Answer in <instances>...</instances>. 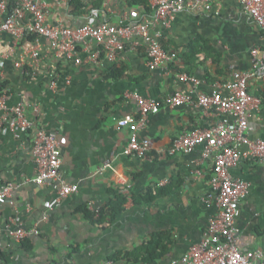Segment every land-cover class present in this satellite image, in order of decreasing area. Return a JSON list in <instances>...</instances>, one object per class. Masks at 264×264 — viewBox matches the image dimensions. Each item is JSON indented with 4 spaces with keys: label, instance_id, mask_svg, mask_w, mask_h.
<instances>
[{
    "label": "crops",
    "instance_id": "obj_1",
    "mask_svg": "<svg viewBox=\"0 0 264 264\" xmlns=\"http://www.w3.org/2000/svg\"><path fill=\"white\" fill-rule=\"evenodd\" d=\"M48 1L49 21L72 27L89 22L123 24L130 12L128 0H105L102 10L85 16L72 14L71 0ZM195 42L205 53L187 61ZM163 43L177 53V60L168 69L151 70L139 37L127 41L116 62L95 56L96 43L81 44L77 53L81 63L54 50L44 38L39 47L35 38L19 43L7 33L0 38V86L11 89L8 107L23 103L37 128L58 133L62 177L79 187L77 193L60 198L53 185L33 182L38 172L32 157L34 131L11 132L9 114L1 111L5 127L0 141V186L14 183L17 187L9 201L0 204V264H171L202 240L218 213L209 184L214 158L198 165L201 145L187 154L167 151L185 132L207 128L221 116L215 111L207 114L196 103L163 106L138 130L140 137L153 140L149 157L128 156L124 149L130 131L120 128L118 121L138 117L140 112L126 93L137 91L159 99L177 92L211 93L215 83H225L233 72L253 67L252 50L264 48V29L238 0H214L209 11L196 8L180 13ZM36 49L39 56L34 59L31 54ZM113 65L120 70L118 75L112 74ZM184 72L198 83L179 81L177 74ZM249 91L262 97L263 105L260 112L251 114L248 135L264 138V78H252ZM107 160L112 166L101 171ZM231 173L252 185L236 216L239 247L244 252H264V164L243 157ZM121 198L123 212L114 219L105 216L102 223L86 218L80 210L84 206L98 209ZM34 227L38 233L22 242L11 233ZM161 232L168 233L164 238L168 252L161 259H110L118 252H134Z\"/></svg>",
    "mask_w": 264,
    "mask_h": 264
},
{
    "label": "built area",
    "instance_id": "obj_2",
    "mask_svg": "<svg viewBox=\"0 0 264 264\" xmlns=\"http://www.w3.org/2000/svg\"><path fill=\"white\" fill-rule=\"evenodd\" d=\"M214 0H150L152 15L142 14L143 6L130 9L123 24L86 23L81 27L67 26L62 22H50L48 0H0V38L10 34L19 43L34 37L37 44L41 38L47 40L54 50L63 53L68 59L81 63L77 56L81 44L89 47L97 44L94 54H103L111 62H116L127 48V41L134 37L144 40L147 64L151 70L170 68L177 60V53L166 48L163 43L166 32L172 27L177 16L196 8L211 10ZM243 11L249 14L264 29V0H238ZM138 43L132 46L136 48ZM39 47V44H38ZM31 56L37 59L39 50ZM253 67L250 70L235 71L225 83H215L211 93L177 92L164 99L145 97L137 91L126 93L127 99L137 103L139 116H125L119 119L120 128L130 131L129 142L124 154L137 158L149 157L153 149V140L140 137L138 130L146 124L151 114L160 112L163 106L180 107L196 103L207 114L216 112L221 118L211 126L190 130L175 139L167 151L170 155L191 153L198 146H203L202 158H214L213 171L209 184L215 192L218 213L210 220L202 240L193 244L180 259L171 264H264L262 250L241 251L239 238L241 229L236 216L244 200L251 192V183L236 178L231 169L238 165L243 157L256 159L264 164V138L252 139L248 135L249 118L254 112L262 110L263 100L249 91L252 78H264V48L252 50ZM1 58V57H0ZM0 76L3 77V65L0 59ZM179 81L197 79L184 72L177 74ZM4 85V84H3ZM0 86V112L7 111L8 129L11 132L34 131L32 157L38 172L33 182L53 185L60 198H66L79 191L78 185L70 184L62 177L63 158L61 141L56 131L35 126L33 120L25 114V106L19 103L8 107L10 87ZM3 86V87H2ZM5 127V118H0V141ZM245 146V150L242 147ZM107 160L101 168L111 167ZM198 176L202 170L196 171ZM17 185L7 183L0 186V204H6ZM212 197V196H211ZM93 209L91 206H89ZM100 209V208H98ZM93 209V210H98ZM44 216L46 218L47 212ZM18 242L38 233L36 227L11 230Z\"/></svg>",
    "mask_w": 264,
    "mask_h": 264
},
{
    "label": "trees",
    "instance_id": "obj_3",
    "mask_svg": "<svg viewBox=\"0 0 264 264\" xmlns=\"http://www.w3.org/2000/svg\"><path fill=\"white\" fill-rule=\"evenodd\" d=\"M105 0H71V7H72V14L75 16H85L90 13L91 10H102L103 4ZM128 6L130 9L143 6L144 10H142V14L152 15L153 10L150 5V0H128ZM34 38V37H31ZM203 46L199 45V42H195L191 45L190 53L187 54V61H190L191 57L199 53H205V50L202 49ZM103 54L101 57H104ZM120 70L117 68L116 65L111 67V72L114 75H118L117 72ZM123 72V71H122ZM117 73V74H116ZM5 86V85H3ZM2 86V87H3ZM262 98V97H261ZM125 200L121 198L120 202L113 201L110 202L108 205L101 207L98 210H93L89 206H84L81 208V212H83L86 218L92 220L93 222L102 223L103 218L109 215L111 218L118 217L123 212V204ZM168 235L167 232H161L153 236V238L148 242L142 245L141 247L137 248L134 252L131 253H116L115 255L111 256L110 259L116 261L120 258L124 259H133L135 262L144 259L152 261L156 259H161L166 255L168 252V241H164V238ZM26 246V243H24ZM28 248V247H27ZM130 254L133 257H130ZM141 254V257L139 256Z\"/></svg>",
    "mask_w": 264,
    "mask_h": 264
}]
</instances>
